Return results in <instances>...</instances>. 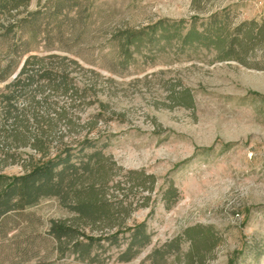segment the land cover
<instances>
[{"label":"rangeland","instance_id":"obj_1","mask_svg":"<svg viewBox=\"0 0 264 264\" xmlns=\"http://www.w3.org/2000/svg\"><path fill=\"white\" fill-rule=\"evenodd\" d=\"M202 8L196 10L192 0H30L27 12H42L27 27L38 34L31 54L77 62L69 66L71 77L86 92L82 100L55 99L78 118V133L59 124L49 157L65 148L77 153L89 139L96 148L86 153L102 150L106 167L115 164L106 191L113 208L132 209L117 219L125 226L117 243L107 237L118 228L85 226L58 197L11 211L0 218V264H189L188 242L164 258L154 252L197 226L219 238L212 249L210 233H197L206 244L195 249L208 256L204 264H264V39L247 57L249 66L219 61L204 48L182 52L164 43L135 53L126 66L116 38L160 19L206 22L224 9L234 25L264 21V0H211ZM185 89L194 99L191 108L179 104ZM10 153L16 162L0 157V174L9 177L42 159L30 147ZM129 172L138 184L141 172L154 176L153 191L150 182L147 189L134 187ZM171 184L178 198L168 208L164 194ZM53 222L101 237L91 252L98 263L81 258L76 240L51 236ZM142 223L150 244L131 261H120L131 230Z\"/></svg>","mask_w":264,"mask_h":264},{"label":"trees","instance_id":"obj_2","mask_svg":"<svg viewBox=\"0 0 264 264\" xmlns=\"http://www.w3.org/2000/svg\"><path fill=\"white\" fill-rule=\"evenodd\" d=\"M209 1L192 0L194 8L200 11L202 4ZM29 5L30 0H0V14L4 16V20L0 17V157H3L4 163L16 162L17 155L11 154L10 150L13 147H30L41 154L42 159L32 163L23 175L9 177L0 174V218L11 211L34 206L44 198L58 197L85 226L93 229L105 226L118 228L117 233L107 237L117 243L119 234L125 231L123 222L117 219L129 216L132 208L122 204L113 208L107 196L115 164L109 169L106 167L109 160L102 150L86 153L87 149L96 148L87 138L80 143L81 148L77 153L65 148L58 151L55 157H49L50 147L57 140L59 124H66L69 132L78 133V118L73 117L67 108L57 107L59 103L55 99L68 96L72 100H82L86 92L79 89L71 77L69 66L77 65V62L65 64L67 58L57 55L41 57L31 54L30 41L38 34L29 33L27 27L42 12H27ZM46 37L50 40L49 35ZM116 38L125 58L124 65L144 48L158 49L164 43L163 46H177L182 52L188 48H204L215 51L219 61L235 60L249 66L247 57L256 51L264 39V21L234 25L230 12L224 9L211 14L206 22L199 23L198 17L192 18L191 22L160 19L136 30L121 31ZM182 95L186 100L179 104L193 107L190 90H183ZM74 159L78 161L73 162ZM133 175L134 172H129L127 179L134 183V187L147 189V182H150L148 190L153 191L156 184L154 176L141 172L144 180L138 184ZM177 198V189L171 184L164 194L168 208ZM131 231L130 243L120 257L122 262L131 261L140 249L151 242L144 223ZM199 231L210 233L214 240L211 248L214 249L219 238L211 228L197 226L186 229L183 235L156 250L154 255L164 258L180 253L182 244L188 242L192 246L188 255L189 264H204L208 256L195 250L199 245H206L203 238L197 235ZM50 233L59 241L64 238L76 240L75 249L81 258L98 263L91 252L102 240L101 237L90 236L81 232L76 225L65 222H53Z\"/></svg>","mask_w":264,"mask_h":264}]
</instances>
